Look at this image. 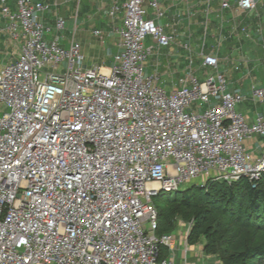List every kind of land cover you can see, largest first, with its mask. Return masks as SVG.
I'll use <instances>...</instances> for the list:
<instances>
[{
	"label": "built area",
	"instance_id": "obj_1",
	"mask_svg": "<svg viewBox=\"0 0 264 264\" xmlns=\"http://www.w3.org/2000/svg\"><path fill=\"white\" fill-rule=\"evenodd\" d=\"M112 1L111 15L125 11L117 52L111 66L86 69L75 35L68 48L47 39L66 30L62 17L54 28L42 21L49 5L0 0L7 34L22 42L0 70V264H177L178 237L157 234L154 198L262 178L264 146L255 156L247 143L264 138V115L248 122L237 109L244 96L220 72L200 79L190 70L168 93L146 70L148 36L163 48L177 40L161 24L164 7ZM238 4L255 11L258 0ZM202 56L218 68L217 57ZM252 96L264 105L263 87Z\"/></svg>",
	"mask_w": 264,
	"mask_h": 264
},
{
	"label": "crops",
	"instance_id": "obj_2",
	"mask_svg": "<svg viewBox=\"0 0 264 264\" xmlns=\"http://www.w3.org/2000/svg\"><path fill=\"white\" fill-rule=\"evenodd\" d=\"M33 1L50 6V11L42 16V21L53 28L57 17L64 18L67 24L64 11L69 10L68 5L77 4L78 10L79 6L84 4L83 16L93 28V35L95 31H100V36L94 35V37L100 40L103 49L108 44L107 58L103 59L102 56L103 62L97 65L111 66L112 55L117 52L119 41L115 30L121 27L125 20V11L122 7L113 16L110 13L112 0ZM225 1H227V7H223ZM159 2L165 10V18L161 24L165 26V32L174 34L177 40L167 47L170 49L166 50L162 57L160 52L163 47L156 42L158 56L157 61L150 67V73H158L161 80L162 77L170 78L169 83L173 91L178 86V79L190 70L194 71L200 79L212 75L207 72L204 75L200 74L202 76L198 75L201 73V67L210 68L204 65L202 52L205 56L217 57L218 68L212 69L224 74L228 80L229 89L241 93L245 98L237 109L250 123L255 121L258 114L264 115V105L258 103L252 96L253 87L264 88V0H258L255 11L242 10L238 0H159ZM118 4L121 6L122 2ZM9 6L13 12L17 11L14 1H11ZM145 6H149V0H146ZM77 12L76 23L80 10ZM8 24L9 20L3 16L0 3V70L18 59L22 44L21 41L14 42L10 39L6 31ZM55 32L59 33L54 29L47 39L52 40L58 37L61 43L62 38ZM74 35L76 37V33ZM187 43L191 45L190 50L184 48ZM154 49L155 46H152L150 56L153 55ZM196 61L200 63L198 69L194 67ZM262 146H264V138L260 136H255L247 143L249 151L255 156L261 155ZM183 242V240L179 241L178 245ZM193 248L197 250L194 256L203 259V264H208L211 257L205 259L206 255H201L199 246L194 245L191 249ZM187 262L190 263L188 259ZM176 263L184 264V258L180 259L179 263L176 259Z\"/></svg>",
	"mask_w": 264,
	"mask_h": 264
},
{
	"label": "trees",
	"instance_id": "obj_3",
	"mask_svg": "<svg viewBox=\"0 0 264 264\" xmlns=\"http://www.w3.org/2000/svg\"><path fill=\"white\" fill-rule=\"evenodd\" d=\"M174 193L176 194L174 203L194 211L195 225L188 238V242L190 241L192 245H196L202 237H216L214 231L219 222L212 213L214 208L224 213L222 215L227 218L228 227H239L249 223L255 226L254 228L264 229V173L256 187L248 179L243 178L232 184L218 181L209 182L205 187L192 184ZM174 193L162 192L157 196L158 199L154 200L157 211L162 199ZM162 210L164 209L158 211L157 234H173L179 222L175 220L172 223L170 216ZM205 252L215 253L214 246L206 245ZM168 255L169 250L161 247V257ZM221 258L222 264H250L254 261L264 264V239L256 244H245L241 250L234 251L229 257L221 256Z\"/></svg>",
	"mask_w": 264,
	"mask_h": 264
},
{
	"label": "rangeland",
	"instance_id": "obj_4",
	"mask_svg": "<svg viewBox=\"0 0 264 264\" xmlns=\"http://www.w3.org/2000/svg\"><path fill=\"white\" fill-rule=\"evenodd\" d=\"M122 2V1H121ZM69 8L68 11H64V16L67 20L66 24V30L61 31L59 33L55 32L56 35H59L62 38V45L65 48L69 47L68 40L72 39L74 33H76V40L81 44L82 46V53L84 55V68H93L95 65L102 63L101 57L103 56V59L107 58V45L104 47V49L100 45V40L98 38H95L93 35V28L90 24L87 23L86 18L84 15V4L80 5L79 9L77 4L68 5ZM149 10V8L147 7ZM80 10V16L77 20V23L75 22V19L77 17V14ZM82 13V14H81ZM145 46L150 48L152 46H155L153 55L149 57L148 62L146 64V70L151 72L150 67L154 62L157 61L158 56V45L156 44V41L148 36L145 40ZM170 48L164 47L161 50V57L163 54ZM194 67L198 69L200 67V63L198 61L195 62ZM223 69V67H221ZM200 74H205L206 72L209 74H216V70L212 68H205L201 67ZM202 76V75H200ZM44 78L42 77L41 80ZM162 82H164V88L168 91V93L171 92L170 87V78L162 77ZM196 105H194L195 108ZM2 106L0 103V114L2 113ZM5 111H8L7 109H4ZM197 185L203 187L202 185ZM188 186H182L180 189L184 190ZM158 199L157 196L154 198V200ZM176 200V194H171L168 196H165V199H162V202L160 205H158V211L162 208L167 213L168 216H170V219L172 223L174 221H178V227L176 230H174L173 235L178 237V240H183L184 242L182 244L177 245V249L175 251L177 262H180V259L183 260L184 253H185V245L188 244L189 251L187 253V259L190 263H196V264H203V259L194 256V252L197 250L193 248L194 245L188 242V238L190 236L191 231L193 230V226L195 225L194 221V211L191 209H184L182 206H178V203H174ZM212 213L217 218V222L219 224L216 225L214 233H216V237H210L205 238L202 237L200 240L196 243L197 246H199V252H201V255L204 256L205 259L208 257H211L208 261V264H222L223 260L221 256H227L231 255L234 251H239L242 249V247L245 244H256L259 243L261 240L264 239V229L261 227L254 228L255 226H251L248 224H243L239 227H228L227 218L222 215L224 214L221 211H218L217 208L212 209ZM215 222V223H217ZM253 229H256L255 231ZM181 239V240H180ZM187 243H186V241ZM206 245L212 247L214 246L215 253L213 254H207L205 252ZM196 247V246H195ZM197 248V247H196ZM203 253V254H202ZM189 263V264H190ZM250 264H258L257 261L251 262Z\"/></svg>",
	"mask_w": 264,
	"mask_h": 264
}]
</instances>
